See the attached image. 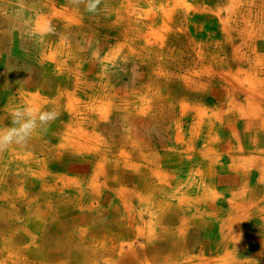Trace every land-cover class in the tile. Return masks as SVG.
Segmentation results:
<instances>
[{
  "label": "rangeland",
  "instance_id": "obj_1",
  "mask_svg": "<svg viewBox=\"0 0 264 264\" xmlns=\"http://www.w3.org/2000/svg\"><path fill=\"white\" fill-rule=\"evenodd\" d=\"M134 1L101 0L98 11L91 14L84 10L83 0H0V125L8 123L7 108L13 102L26 104V99L32 100L31 94L38 96L39 106H56L55 109L60 113L46 131L33 137L25 147L12 146L0 152V210L4 212L3 220L0 218V242L6 237L10 239L12 235L16 257L22 258L12 257L0 264H133V259H136L134 264H160L168 252L174 254L171 263L180 264L185 256L196 253L198 246L195 243L197 239L204 238L202 234L206 231V221L210 223V228L215 222L204 214L198 216L199 220L190 219L188 226L184 223L188 230L185 241H174L175 238L170 237L168 245L162 231L168 226L171 235L176 232L180 214L174 211L175 207L173 211H162L156 226L154 218L147 216L144 217L145 224L142 222L144 219L139 223L138 213L151 206H140L136 202V194L152 197L153 189L156 188L153 173L149 168H144L141 157L156 159V155L161 158L165 154L166 159L159 161L167 166L161 168L165 170L163 176H183L191 168L195 173L197 166L190 165H197V162H186L183 166L182 162L206 145L198 142L201 135L205 134V127L198 123V109L202 110L201 122H207L208 114H211L208 109H217L215 101L217 96H221L218 102L232 105L230 109L229 106H223L218 112L224 123L225 115L235 111L234 103L244 104L242 91L247 86L243 83L246 76H252H249V80L258 87H264V63H261L264 61V30L256 31L250 38L246 37L248 29L244 22H241L240 17L238 22L234 21L233 13H227L231 5H228L229 2L233 3L234 0ZM248 2L250 0L245 8ZM160 4H167V13L170 14L169 28L161 30L165 39H152L151 46L150 42L147 45L141 39L136 40L135 45L122 40L118 35L122 31L115 28L117 19L111 12L123 7L130 9L129 14L135 16L136 20H143L142 13L140 16L138 14L146 10L164 17V11L159 9ZM182 4L189 6V9H184ZM46 22L51 23L54 32L40 37L37 33ZM116 25L120 26V23ZM145 33L146 29H141V34ZM238 52L241 53L235 55ZM225 70L229 75L225 74ZM234 73L238 80H232L231 74ZM100 83L101 87L98 88ZM235 88L241 93H226ZM253 92L258 104L264 106V94ZM107 104H112V107L106 118L100 117L98 113L99 121L90 115L85 119V108L97 107L103 111ZM180 104L187 109L181 111ZM142 108L148 109L144 112ZM75 120L81 122L78 124ZM233 122L236 127H240L236 118H233ZM77 127H82V131L89 136L93 132H96V137L99 136L100 141L94 144L100 151H96L98 156L95 158L99 164L106 156L110 157L107 162L113 161L121 151L120 159L131 164H121L122 167L117 171L101 172L98 175V187L102 186L104 175L116 177V181L99 187L100 193L91 196L88 201L86 193L81 198L77 191H85L91 180L94 181V176H97L94 169L96 162L84 153L70 148L67 150L68 147L61 145V140L67 141L64 139L67 136L65 133H69L67 138L72 139ZM177 134L180 142L176 143ZM227 139H224L221 148H214L220 155L224 154L223 150L230 142ZM124 140L128 141L127 147L121 146ZM189 144H194L193 149L189 150ZM129 145H133V148ZM88 151L95 153L92 149ZM178 152L182 154V161L176 166L172 162ZM28 153L32 155V161L38 160L41 172L38 173L37 168L31 174L27 166H19L20 156ZM7 158H11L9 164L5 161ZM32 164L36 166V163ZM136 164H140L143 167L141 169L147 170L148 174L136 171ZM49 175L54 176L51 182ZM238 175L237 172H217L215 191L248 190L246 187L250 185L252 193L261 188V185H253L257 180L252 179L250 172L241 173L240 178ZM171 187L172 182L167 191ZM188 187L181 188L180 194L175 192L171 205L180 204L176 201L177 195L182 198L190 194ZM164 188L162 192L156 189L159 193L157 198L153 197V201L166 200ZM219 198H223V195ZM256 198L248 200L253 201L254 205ZM237 200L243 201V195H238ZM143 201V204L151 203ZM226 202L216 201V204H212L221 216L226 215ZM114 203L119 205L118 209L113 208ZM98 205L97 212H91V207ZM253 205H246V253L239 251L236 257L242 261L241 264H248L245 259L251 264H264L263 258L253 255L264 246V223L261 224L255 216ZM85 215L89 216L88 220L81 221ZM115 219H122L124 226L120 233L123 234L124 229L125 232L119 240L123 245L121 251L115 248L111 254V251L100 248L99 243L106 245L112 240L117 244L115 238L110 240L104 233L105 228L114 227ZM141 226L149 241L139 235ZM80 229L86 232L84 240L97 241V249L85 251L83 245L78 244L82 233L76 234L75 230ZM208 233L211 235L213 231ZM211 238L214 239L213 236ZM129 244L135 252V258L134 253L126 254L125 257L122 254ZM226 246H231V242ZM183 250L186 252L181 254ZM217 250L214 256L220 253ZM154 252L158 256L155 262L149 258ZM0 254L5 253L0 251ZM240 263L232 260L227 264Z\"/></svg>",
  "mask_w": 264,
  "mask_h": 264
},
{
  "label": "bare ground",
  "instance_id": "obj_2",
  "mask_svg": "<svg viewBox=\"0 0 264 264\" xmlns=\"http://www.w3.org/2000/svg\"><path fill=\"white\" fill-rule=\"evenodd\" d=\"M247 1L248 0H234L233 3L229 2L228 5H230V4L231 5L227 8V13L228 14L233 13V17H234L233 20L234 21L238 22V20L241 19V22H244V24L246 26L245 28L248 29V31H247L248 36H246V37L250 38L251 36H254L256 31L260 32V31L264 30V0H250V2H248V6L245 8ZM134 3H136V2L134 1ZM178 4H180V3H178ZM182 5H183L184 9L185 8L189 9V6H186L184 4H182ZM167 7H168L167 4H165V5L160 4V7H159L160 10L164 11V17L158 16L155 13L154 14L149 13V11H147V10H146V12H140L138 15L140 16V14L142 13L143 20H140V19L136 20L137 18L135 16L132 17L128 12L130 10L129 8H128L129 10H126L125 8L120 7L121 9H117L116 12H111L112 14H115L114 17H115V19H117L114 22L115 28L118 31H122L120 34L118 33V35L122 38V40H125V41H127V43H129V44L132 43L134 45H135L136 40H138V39H141L142 42H144V44L146 43L147 45L149 44V42L152 39H155V40H156V38L165 39V37L163 35L164 33H162L161 30H166L169 28L168 25H169L170 14L167 13ZM255 11H256V13H253ZM238 17H240V18L238 19ZM158 18H160V20H159L160 23H158ZM148 22H149V24H148ZM118 23H120V26L116 25ZM136 24H137V26H136ZM143 28H144V30L146 29V33L142 35L141 29H143ZM239 34L241 35V33H239ZM150 46H151V42H150ZM240 53L241 52H238L235 55H238ZM259 60H258V62H259ZM262 62L264 63L263 60L261 61V63ZM227 73L229 75V72L227 70H225V74H227ZM249 76H246L243 80V83L245 82V84L247 86L251 85L248 87L245 86L246 87L245 90L242 91V92H244V96H245L244 97V99H245L244 104L240 103V104L236 105V103H234L235 104L234 105L235 111H229L225 115V118H224L225 125L222 122L223 119H222L221 115L218 114V112H219V110H222V108H224L223 106H225V108L229 106L228 109H230V108H232V105L225 103V102H222V103L218 102V99H222L221 96H220V98L217 96L218 99H216V101H215V103L218 104L217 109H214L213 107L208 109L211 112V114H208L207 122H205V123L201 122L200 118H202V110L198 109V114H197L198 115V123H199V125L202 124L201 127H205L204 128L205 134L201 135V139H199L198 142L200 144H202V142H204V143H206V145L204 144L201 148L198 149L196 154L186 157V159L183 160L184 162H182V166L186 162H189V163H190V161L197 162V165H190V167L197 166L195 173H193L194 169L189 168L190 170L187 171L186 173H183V176L182 175H175L176 176L175 178H173V175L168 176V177L163 176L162 174L165 172V170H163L161 168H166L167 166H164V164H160V162H161V160L163 161L164 159H166L165 154L161 155L160 156L161 158H159V155H156V156L154 155L156 157V159L150 158L147 156L141 157V162L143 161V163L145 164L144 168H149L153 173V177H154L153 179L156 180V182H155L156 188L153 189L154 190V194H153L154 199L157 198L158 193H159L158 191L162 192L163 191L162 188L165 187L164 192L166 193V200L160 201L157 199V201H153V198L150 199L151 196L150 197H147V196L142 197V194L137 193L136 198L138 199L139 203H144V202H142L143 200L151 201L150 204L148 202H146L147 204H143V206H151L150 207L151 209L146 208L144 211V213H146V214L144 215L141 213V215H139V216H141V219H139V220L142 221L145 216H147L149 218H154V220H155L154 224L156 226V224H159L160 220H159L158 216L162 211H165L168 209L172 210L173 207H175L174 211L177 210L178 214H180V216L177 218L179 221V226H178L176 232H174V235H171L170 234L171 232H165V231H169L167 229H165V231L164 230L162 231L164 233L166 239H167L166 245H168L170 237L175 238L174 241L176 239L178 240V242H184L185 241V238H184L185 233L188 232V230L186 229L188 226L187 223L191 222L190 219H193V220L198 219L199 220L198 216H201L204 214V215H208L209 217H212L213 220H215V222L212 224L211 228H210V223L208 221H206V224H204L205 225L204 229L206 231H203L204 233L202 234V236L204 235V238L198 237L199 239H197V241L195 243L198 246L196 253L192 254V255L185 256L184 257L185 261L181 260L180 264H227V263H230L232 260L238 261L239 263L240 262L242 263V261L238 260L236 257L238 256L239 251H241V253H246L247 240H246V237L244 235L246 233L244 227L247 228V221L245 218L246 213H247L246 205L247 206L253 205V201H249L250 200L249 198H251L253 194H255V197H256V192L258 191V189H255V191L251 193L250 192L251 186L248 185L246 188H248V190H249V196L250 197L247 195L248 196L247 198L244 196V195H246L247 189H230V190L221 191V192L220 191L217 192V191H215V189H216V173L217 172H219V171L237 172L238 174H240V175H238V178H240L241 177L240 170L242 167H244V168L251 167L252 171L254 172V173L250 174L252 179L261 180L262 181L261 183L264 184V149L262 148V147H264V106L261 103L258 104L257 97L253 92V91H255V93L264 94V87H262V88L258 87V85L254 84L253 81L249 80V79H251L250 77H252V76H250V77ZM231 77L234 78L232 80L237 79L236 78L237 76H235V73L231 74ZM237 83H238V81H237ZM239 83H241V81H239ZM189 85H191V84L189 83ZM97 87L98 88L101 87V83L98 84ZM236 90H237V88H235L234 90L230 89L229 92L226 90L225 91L228 95H230V91H232V94H233V92L241 93V92L236 91ZM30 96H31L32 100L26 99L25 101H28L26 104L39 106L38 102L40 99L38 100V96L32 95V94ZM23 98H25V97L23 96ZM111 107H112V104L111 105L107 104V106L104 107L105 109L103 111H100L97 107L85 108L84 109L85 119H88V115H90V117H92V118H96L97 120H98V118H100L102 116L105 117L106 114L111 113V111H110ZM54 108H56V106ZM179 108H182L181 111H183V108H184V110L187 109L183 104H180ZM89 109H91V112ZM143 109L144 108H142V110ZM146 110H143V111L146 112ZM92 111H95V113H92ZM78 113H79V111H77V114ZM98 113L100 114V117L98 116ZM73 116H76V115L73 114ZM211 118H213V119H211ZM233 118H236L238 120V122L240 123V127H236L234 125V122L236 120L234 119V122H233ZM71 121H73V120H71ZM193 121H195V120H193ZM76 122L79 124L81 121L78 120ZM181 122H182V120H181ZM90 125L92 126V123H90ZM176 126H178V125H176ZM224 127H226V129ZM73 132H75L76 135H72V139L71 138H65L67 141L62 146L65 145L66 147H68L70 149L77 150L78 152L84 153L87 156H90V154H91V152L88 151L89 149H92V151H95V152L98 151V146L96 147L94 145V144L98 143V141H100L99 136L96 137L97 136L96 132H93L91 134L92 137H90L91 135L89 136L87 132H83L82 127H77V129L74 130ZM65 134H67V137H69V133H65ZM190 134L193 136L191 131H190ZM178 137H179V134H177L175 137L176 143L180 142ZM225 138H228L227 140H229L230 142L227 144L226 149L223 150V151H225L224 154L220 155L219 152H216L214 150V148H221V146L224 145L223 142H224ZM196 141H197V139H196ZM123 143L121 144V146L127 147L128 141L124 140ZM67 144H69V146H67ZM114 144H117V143H114ZM117 145H120V144H117ZM146 145L148 146V143ZM193 145L194 144L188 145V147H190L189 150L193 149L192 148V147H194ZM128 147L133 148V145H131V146L129 145ZM137 147L139 148V146H137ZM147 148L148 147H145L144 149H147ZM141 150H142V148H140V152H141ZM174 151H176V150H174ZM98 152L100 153V151H98ZM155 154H157V153H155ZM95 156H98V155H95ZM105 156H106V154H105ZM1 157L2 156H0V159H1ZM31 157H32V155H30V153L24 154V156H20L21 161L19 162V166H21V164L27 166L28 169L30 170L31 174L37 168H38L37 172L38 173L41 172L38 160H37L38 163L36 161L34 162L31 160ZM109 158L110 157L106 156V157H104L103 160L106 162L107 159H109ZM115 158H113V159H115ZM120 158H122V157H120V155H119L118 158L116 159L117 163L112 166L113 171L120 170L122 165L123 164L125 165L124 161L119 162ZM221 158L224 162H222V160L220 161ZM9 159H11V158H9ZM9 159L7 158L5 160L7 164H9V162H10ZM181 161H182V154H181V152H178L177 154L174 155V159H173L174 163L172 162V164L178 166V164H180ZM32 163H36V166H34ZM151 166H155V167H151ZM141 168H143V167H141L140 164H136V171H138V172L140 171V172H142V174L147 175L148 171L143 170ZM94 169L98 175L101 172L102 168H101V166H99L96 163V165L94 166ZM169 171H171V170H169ZM33 175H35V174H33ZM49 176L53 177L51 175H49ZM23 177H25L24 173H23ZM108 177L106 176V181L103 182L102 186H99V187H103L104 185L110 183ZM21 179L22 178H20V180ZM170 182H172L173 186H172V188H170V191H167V189L170 186ZM40 183L43 184L44 182H40ZM187 183L188 184L191 183V184L187 185ZM97 184H99V182H96V181L94 183L93 182L90 183L89 185H87L85 187V189H86L85 191H83L82 189L78 190L76 188L78 190L77 191L78 196L83 198V196L85 195L84 193H86L87 199H89L94 194V193H92V191H94L95 193L98 191L100 193L101 188H99L97 186ZM83 185H84V183L82 184V186ZM187 186H189L188 190H189L190 194H188V195L185 194V195H183L182 198H179V196L177 195L176 201L179 202L180 204L179 205L178 204L171 205L170 202L173 199V197L175 196V194L179 193L181 188L186 189ZM156 189L158 190L157 192H156ZM5 190H6V188H5ZM185 191H184V193H185ZM181 193H183V192H181ZM261 193H262V197L264 199V188H263ZM96 195H98V194H96ZM221 195H223V198H219V197H221ZM238 195H240V196L243 195V201L237 200ZM93 197H95V196H93ZM216 201H227L226 204L228 206H227V211H226L225 216H221L220 212H218V210L217 211L215 210V208L212 204H216ZM254 202H255V204L253 205V207L255 209L254 214L256 217L259 218V220L262 224V222L264 223V201H254ZM3 216H4V212L0 211V218L2 219ZM191 217H193V218H191ZM150 223H152V222H150ZM184 223H186L187 226L184 225ZM208 231L209 232L213 231V233H211V235H210L208 233ZM0 233H1V230H0ZM208 234L210 235L208 238H210L211 240H208V238L206 237V236H208ZM164 235H162V236H164ZM212 236L214 237V239L211 238ZM9 237H10V239L8 237H6V238L2 239V242H0V251H3L5 253V254H0V263H3V262H5V260H9L10 258H12V257L15 258L17 256L16 251L14 250L15 243H14V240L11 238L13 236L10 235ZM155 237H156V235H155ZM262 237H264V234L262 235ZM156 239L157 238H154V240H156ZM204 239H207V240H204ZM262 241L264 244V238L262 239ZM157 242H158V240H157ZM229 242H231V246H226V245H228ZM210 244L213 246H210ZM218 247L221 249L217 250ZM163 248H165V246ZM20 250H22V248ZM175 250H177V249H175ZM216 250L218 251L217 253H219V252L220 253L216 254L214 256L213 253H215ZM184 251L185 250L181 251L180 253L183 254ZM151 255H150L151 260L152 259L154 261L158 260V256H156V252L151 253ZM173 255L174 254L172 252L171 253L170 252L165 253L163 262H161L160 264H173V263H171ZM207 255L213 257L214 260H213V258L208 259ZM253 255L257 256L259 258L261 257V259L262 258L264 259V246L261 247L259 249V251L255 252ZM16 258L20 259L21 257L18 256ZM144 259H147V257H145ZM221 260L223 262H221ZM12 261H14V260H12ZM245 261L248 264H251V262H249L248 259H245Z\"/></svg>",
  "mask_w": 264,
  "mask_h": 264
},
{
  "label": "clouds",
  "instance_id": "obj_3",
  "mask_svg": "<svg viewBox=\"0 0 264 264\" xmlns=\"http://www.w3.org/2000/svg\"><path fill=\"white\" fill-rule=\"evenodd\" d=\"M101 0H83L84 10L95 14ZM51 23H44L37 35L53 33ZM54 107H41L13 102L6 110L7 125H0V152L12 146L25 147L35 136L46 131L48 125L59 117Z\"/></svg>",
  "mask_w": 264,
  "mask_h": 264
},
{
  "label": "crops",
  "instance_id": "obj_4",
  "mask_svg": "<svg viewBox=\"0 0 264 264\" xmlns=\"http://www.w3.org/2000/svg\"><path fill=\"white\" fill-rule=\"evenodd\" d=\"M65 138H67V136L66 137H64V139ZM63 143H61V145H63L64 143H66L64 140H61ZM65 146V145H64ZM263 149H264V147H262ZM69 148H67V150H68ZM91 152V151H90ZM76 153H78V152H76ZM97 152H95V153H91L90 154V157L93 159V160H95V162L99 165V166H101V172H103V173H105V172H107V171H109V172H111V171H113V169H112V166L113 165H115L116 163H117V158H118V156L120 155V157H121V153H122V151L120 152V153H118L117 155H115V159L113 160V161H116V162H113V161H102V164H99L98 163V161H96V156L95 155H97L96 154ZM93 155V156H92ZM95 156V157H94ZM104 159V158H103ZM120 161H124V160H122V159H120L119 160V162ZM125 162V165H130V163H127L126 161H124ZM96 165V164H95ZM106 168V169H105ZM112 169V170H111ZM107 170V171H106ZM100 172V173H101ZM140 172V171H139ZM240 172L241 173H244V172H250V174H252V173H254L253 171H252V168L251 167H247V168H244V167H242L241 168V170H240ZM99 173V174H100ZM141 174H142V172H140ZM98 174V175H99ZM98 175L97 176H94V181L93 180H91V182H98L99 181V178H98ZM245 175H247V174H245ZM106 176L108 177L109 175H104L103 176V182H105L106 181ZM249 175H247V177H248ZM54 177V176H53ZM53 177H50L49 176V181L51 182L52 181V179H53ZM115 178V179H114ZM20 179V178H19ZM108 179H109V182L110 183H112V180H115L116 181V177H113V178H109L108 177ZM102 182V183H103ZM262 181L261 180H257L256 181V183H254L253 185H261V188L256 192V197H255V194H253L252 195V197H254V198H256L257 200L256 201H264V199H263V197H262V190H263V188H264V184H262L261 183ZM173 186V185H172ZM172 188V187H171ZM247 191H249V190H247ZM98 192V191H97ZM95 193L94 191H92V193H94L93 195H92V197L93 196H96V194H99V192L98 193ZM249 196V193H246V195H245V197L247 198L248 196ZM150 197V196H149ZM252 197L250 198V199H252ZM153 198V195H152V197H150V199H152ZM90 199V198H89ZM89 199H86V201H88ZM121 201H119V203H120ZM136 202H138V201H136ZM142 202H145V201H142ZM138 204H140V206L141 205H143V203H139L138 202ZM117 205H116V203H114V209H118L119 208V205L116 207ZM99 207V205L98 206H93V207H91V209H92V211L91 212H97V208ZM1 211V210H0ZM141 213L142 214H144V210H143V212H139L138 213V221H139V223H140V220L139 219H141V216H139V215H141ZM88 218H89V216L88 215H85V217L83 218V220H81V218H79L78 220H81V221H86V220H88ZM142 222H144V224H145V219H144V221H142ZM113 226L114 227H111V228H109V227H107V228H105V235H106V237H108L110 240L112 239V238H115L116 239V242H117V244L116 243H114L112 240H111V242H108L106 245L104 244V243H99V247L100 248H102L103 250H106L107 252H109V251H111V254H112V251H114V249L115 248H117L118 249V251H121V249H122V244H121V242H119V240L123 237V234H124V232H125V229L123 230V234H121L120 233V231L122 230V228H123V226H124V223H123V221H122V219H115L114 221H113ZM134 226V225H133ZM143 226H145V225H143ZM130 227V226H129ZM167 227L168 226H166V228H164V229H167ZM134 228H136L135 226H134ZM142 228V229H141ZM162 229V228H161ZM163 229V230H164ZM144 229H143V227L141 226L140 228H139V230H138V232H139V235L140 236H143V237H145V240H148V239H146V231H143ZM169 230V229H168ZM76 231V234H77V232H80L81 231V237H79L78 239V244L79 245H83L82 247H83V249L85 248V251H86V249H97L98 248V245L96 244L97 243V241H86V240H84V236H85V230H82V229H80V230H75ZM134 232H136V230L135 231H133L132 233L134 234ZM166 232H171L170 230L169 231H166ZM130 233V232H129ZM77 236V235H76ZM91 236V235H90ZM149 241V240H148ZM131 245L129 244V245H127L126 246V249L123 251L124 253H122L123 255H124V257L126 256V254H133L134 253V258H135V252L134 251H132V249H131V247H130ZM116 254L117 255H121V256H123L122 254H120V253H118V252H116ZM152 256V255H151ZM123 258V257H122ZM121 258V259H122ZM150 258V257H149ZM20 259H22V258H20ZM134 261H132L133 263H136V259H133ZM152 261L153 262H155L153 259H152ZM21 264H25V263H23V262H21ZM108 264H110V263H108ZM129 264V263H128ZM149 264V263H148ZM155 264H157V263H155Z\"/></svg>",
  "mask_w": 264,
  "mask_h": 264
}]
</instances>
